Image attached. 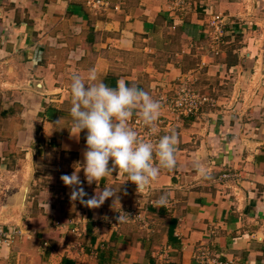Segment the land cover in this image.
<instances>
[{
    "label": "crops",
    "instance_id": "1",
    "mask_svg": "<svg viewBox=\"0 0 264 264\" xmlns=\"http://www.w3.org/2000/svg\"><path fill=\"white\" fill-rule=\"evenodd\" d=\"M183 1L0 0V227L19 231L0 264H204L203 247L225 264H264V0ZM93 68L148 92L161 137L174 131L178 143L175 168L141 192L116 170L99 185L81 170L84 199L116 192L90 209L60 177L84 162L70 85ZM181 83L211 87L212 108L173 119L161 98ZM129 208L136 221H113Z\"/></svg>",
    "mask_w": 264,
    "mask_h": 264
},
{
    "label": "clouds",
    "instance_id": "2",
    "mask_svg": "<svg viewBox=\"0 0 264 264\" xmlns=\"http://www.w3.org/2000/svg\"><path fill=\"white\" fill-rule=\"evenodd\" d=\"M71 108L73 137L79 138L86 130V149L83 164L74 171L61 175L60 179L70 189V199L79 200L84 206L94 209L106 199L114 197L111 186H105L88 199L79 173L82 170L87 184L92 185L116 170L127 176L141 192L156 180L161 169L173 170L176 165L175 152L178 138L175 132L162 136L155 144L138 138L129 121L138 110L144 126L155 133V124L161 114V105L148 92L135 84L129 86L123 78L110 86L100 79L97 71L90 69L86 76L73 74L71 77ZM111 161V167L109 162ZM167 199L161 196L156 207H166ZM121 217H118V220Z\"/></svg>",
    "mask_w": 264,
    "mask_h": 264
},
{
    "label": "built area",
    "instance_id": "3",
    "mask_svg": "<svg viewBox=\"0 0 264 264\" xmlns=\"http://www.w3.org/2000/svg\"><path fill=\"white\" fill-rule=\"evenodd\" d=\"M87 5L93 8L99 7H109L111 5V0H83ZM175 5L182 8L184 4L183 0H175ZM218 17L215 18L217 20ZM219 32V31H218ZM179 89L175 91L171 97H162L161 103L164 104L165 107L171 112L174 116L173 119L178 120L179 117L184 115H189L193 113H197L201 104H203L207 97L198 94L191 90L186 83H181L179 85ZM156 122L155 133L151 128L143 125L140 116L133 117L129 121V127L135 130L138 134V138L144 141H151L154 144L161 138V128ZM227 174H222V178H227ZM121 217L118 220V217ZM139 215L135 212L134 208L123 209L120 210L117 214H115L113 221H136ZM77 220L76 219H67L62 221L57 219L55 221V225L58 227H69L72 229L73 233H78L79 229L76 227ZM18 230L16 228L4 230L0 227V245L1 244H9L13 239L14 235L18 234ZM196 257L201 260L204 264H225L218 260L217 254H212L207 247H203L197 254Z\"/></svg>",
    "mask_w": 264,
    "mask_h": 264
},
{
    "label": "rangeland",
    "instance_id": "4",
    "mask_svg": "<svg viewBox=\"0 0 264 264\" xmlns=\"http://www.w3.org/2000/svg\"><path fill=\"white\" fill-rule=\"evenodd\" d=\"M179 87L180 86H178L177 87V89L176 90H174L173 91V94H175V91H177L178 89H179ZM188 87L191 89V90H193L194 92H196L197 90H195L193 87H191V86H189L188 85ZM204 92H201V94H204L206 97H207V100L203 103V104H201V106H200V108H199V110H201V109H208V108H212V106L210 105V103H212V101H211V99H210V97H212V89H211V87H209V86H206L204 89H202ZM198 92V91H197ZM199 93H200V91H199ZM200 94V95H201ZM171 97V96H170ZM173 116V115H172ZM166 118V120H168V117H165ZM165 118H163V120H165ZM173 118H174V116H173ZM181 117H179V119H180ZM162 119V118H161ZM158 123V125H160L161 126V124H163L164 122L162 121V120H158L157 121ZM5 125V124H4ZM51 156V155H50ZM48 156V158L50 159V160H52V158H61L62 156H58V155H53V156ZM42 171H40V172H43V174L44 175H47V174H49V176L51 175V174H58V173H60V172H62L61 171V169L60 168H58V169H52V168H49V166H45V167H43L42 169H41ZM22 171V170H21ZM24 172V171H23ZM26 173V172H25ZM47 180H50V179H47ZM41 183V185H43L42 183H46V184H48V183H50V182H48V181H46V180H44V181H41L40 182ZM10 188H12V187H9L8 188V190H7V192H10L11 191V189ZM4 196H6V198H7V195H8V193L6 194H3ZM20 200H21V196H19V198L16 200L17 202H15L16 204H17V206H19V208L20 209H22L20 206Z\"/></svg>",
    "mask_w": 264,
    "mask_h": 264
},
{
    "label": "water",
    "instance_id": "5",
    "mask_svg": "<svg viewBox=\"0 0 264 264\" xmlns=\"http://www.w3.org/2000/svg\"><path fill=\"white\" fill-rule=\"evenodd\" d=\"M39 85V83H37V86ZM25 188V192H24V194L26 193V191H27V186L26 187H24ZM23 188V189H24ZM22 201H23V199H22Z\"/></svg>",
    "mask_w": 264,
    "mask_h": 264
}]
</instances>
